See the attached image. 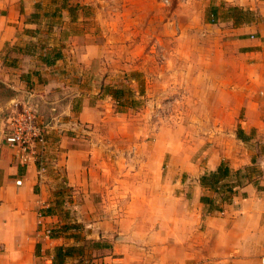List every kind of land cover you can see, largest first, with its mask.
Segmentation results:
<instances>
[{"label": "rangeland", "instance_id": "rangeland-1", "mask_svg": "<svg viewBox=\"0 0 264 264\" xmlns=\"http://www.w3.org/2000/svg\"><path fill=\"white\" fill-rule=\"evenodd\" d=\"M141 1L138 21H113L106 35L94 33L105 44L102 71L72 72L89 88L92 112L80 122L79 103L75 113L45 107L38 113L50 127L49 159H55L37 175L38 214L51 207L56 227L75 224L86 240L108 244L94 264H215L211 256H194L195 243L203 251L215 237V211L201 202L208 190L199 185L197 166L215 159V144L221 137L226 144L243 116L241 98L228 96L227 83L264 81V0ZM233 7L250 11L244 18L251 22L234 26L226 13ZM239 27H249L247 34H238ZM33 45L23 51L34 52ZM14 54L7 61L1 56L0 69ZM106 86L130 90L139 105L117 106L102 95ZM8 91L14 90L0 82V130L11 105ZM74 143L91 145L85 160L91 173L75 187L67 184L59 148ZM12 166L18 174H9ZM25 172L0 138V186L3 173L13 190ZM166 237L180 239L171 256L164 252Z\"/></svg>", "mask_w": 264, "mask_h": 264}, {"label": "crops", "instance_id": "crops-1", "mask_svg": "<svg viewBox=\"0 0 264 264\" xmlns=\"http://www.w3.org/2000/svg\"><path fill=\"white\" fill-rule=\"evenodd\" d=\"M142 6L141 0H0V58L4 54L7 61L9 53H15L9 64L0 69V82L14 90L8 91L5 100L28 98L38 111L45 107L47 113L69 114L75 113L73 104L79 103L80 122L86 113L92 112L86 101L90 91L82 85L83 80L72 78V72L75 68L77 73L101 72L98 64H102L105 44L96 41L94 33L106 35L113 21H138ZM246 29L249 27L234 30L244 36ZM242 36L239 41L246 47L248 39ZM29 42L36 46L28 54L23 47ZM52 53H59L60 57L44 64L41 58ZM28 74L35 76L32 79ZM254 81L246 85L245 80L243 87H237L231 80L227 83L228 96L241 98L243 116L235 121L234 132L226 144L222 137L219 145L215 144V159L197 166L199 174L216 170L222 162L233 177L235 171L250 166L254 158L260 170L256 182L264 188V81ZM237 131L242 138L237 137ZM215 132L221 134L223 127L215 125ZM90 146L79 143L59 146L65 157L69 186L87 181L91 170H86L85 160ZM29 165L25 174H21L20 185L13 190H9L7 173L1 176L0 264H51V250L55 246L72 244L67 237L52 238L45 234L56 228L57 220L50 216L38 218L42 203L36 201L33 190L38 172L35 165ZM9 170V174H18L14 166ZM208 191V198L221 211H215L212 246L202 247L201 251L202 243H195L194 256H211L215 264H264V190L253 183L243 184L234 189L230 201L224 204L220 203L219 193ZM179 241L166 237L165 254L171 256L172 247H180Z\"/></svg>", "mask_w": 264, "mask_h": 264}, {"label": "trees", "instance_id": "trees-1", "mask_svg": "<svg viewBox=\"0 0 264 264\" xmlns=\"http://www.w3.org/2000/svg\"><path fill=\"white\" fill-rule=\"evenodd\" d=\"M61 8H63V5H61ZM216 11L217 8H211V15L214 16L217 13ZM226 13H229L228 17L233 21L234 26L251 22V20L244 18L251 14L250 11H239L238 8L233 7L228 9ZM59 57V53H52L51 55H44L41 60L48 65ZM102 90V95L110 97L117 106L135 108L139 105L130 90L109 86L103 87ZM237 137L242 138L240 137V131H237ZM254 163L255 160L252 158L250 166L235 171L232 177L228 167L221 162L216 170L204 173L199 177V185L209 191L219 193L221 204L229 202L234 189L246 183H253L257 189L264 190L256 182L260 170ZM201 202L207 204V212L221 211V208L215 207L214 202L208 197L201 199ZM42 212V216H51L53 209L48 207ZM79 228L78 225L65 223L50 231L49 236L52 238L67 237L72 240L70 245L55 246L51 250V264H94L95 260L104 256L102 252L108 250L109 245L99 241L86 240L80 235Z\"/></svg>", "mask_w": 264, "mask_h": 264}, {"label": "built area", "instance_id": "built-area-1", "mask_svg": "<svg viewBox=\"0 0 264 264\" xmlns=\"http://www.w3.org/2000/svg\"><path fill=\"white\" fill-rule=\"evenodd\" d=\"M38 113L36 105L31 104L28 98L13 103L4 118L2 140L12 150L17 166L37 165L40 176L44 166L52 160L49 159L50 127L38 120ZM16 185H20V180L16 181ZM37 216L42 217L40 214ZM49 233L50 230L45 231L46 235Z\"/></svg>", "mask_w": 264, "mask_h": 264}, {"label": "water", "instance_id": "water-1", "mask_svg": "<svg viewBox=\"0 0 264 264\" xmlns=\"http://www.w3.org/2000/svg\"><path fill=\"white\" fill-rule=\"evenodd\" d=\"M19 101H22V100H19ZM17 101H11V105H10V108L12 106L13 103H15ZM30 102V101H29ZM31 104L35 105L34 103L30 102ZM9 111V110H8ZM38 111V109H37ZM39 112V111H38ZM5 118V117H4ZM3 126H4V119H3V122H2V129L0 130V138L2 139V132H3Z\"/></svg>", "mask_w": 264, "mask_h": 264}]
</instances>
